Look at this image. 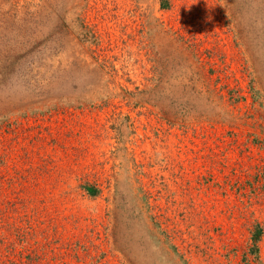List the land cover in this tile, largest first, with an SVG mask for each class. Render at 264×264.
Instances as JSON below:
<instances>
[{"label":"rangeland","instance_id":"obj_1","mask_svg":"<svg viewBox=\"0 0 264 264\" xmlns=\"http://www.w3.org/2000/svg\"><path fill=\"white\" fill-rule=\"evenodd\" d=\"M0 264H264V0H0Z\"/></svg>","mask_w":264,"mask_h":264}]
</instances>
